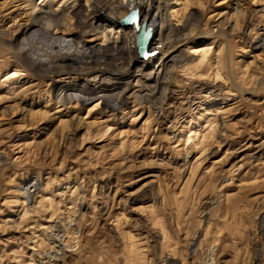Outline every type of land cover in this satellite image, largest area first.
Instances as JSON below:
<instances>
[{
    "label": "rangeland",
    "instance_id": "1",
    "mask_svg": "<svg viewBox=\"0 0 264 264\" xmlns=\"http://www.w3.org/2000/svg\"><path fill=\"white\" fill-rule=\"evenodd\" d=\"M149 1L144 55L113 65L130 73L112 100L82 104L55 87L108 79L50 81L13 44L40 9L75 46L125 44L133 0H0V264H264V0ZM94 7L80 35L71 12ZM166 19L188 24L184 61L151 97Z\"/></svg>",
    "mask_w": 264,
    "mask_h": 264
},
{
    "label": "bare ground",
    "instance_id": "2",
    "mask_svg": "<svg viewBox=\"0 0 264 264\" xmlns=\"http://www.w3.org/2000/svg\"><path fill=\"white\" fill-rule=\"evenodd\" d=\"M133 2L134 4L130 6L132 8L131 10H135L137 18L142 19L138 25V30H135L134 28V35L125 44L111 42L100 50H93L91 49L92 47H86L82 44L75 46L76 39L79 38V35H75L70 39L62 37L56 38L52 34L45 32L46 30H40L41 26L38 28V23L36 22L37 19L46 15L45 10L40 9L34 15L31 14L32 18H30L32 19V22L30 21L31 23L21 30V42L15 40L13 45L19 47L18 50L21 52L23 61L26 62L32 70H40L41 76L48 78L50 81H52V75L57 76L66 72H82L85 76H94V78L99 79L100 82L108 79L106 82L104 81L103 86L98 89L87 84L56 86V92H59L60 95L64 97L66 96V101H76L82 104H86L92 100H104V102H107L114 98L111 94L108 95L109 93H112L111 91L113 87L118 85L126 74L130 73V69H116V66L113 65H123L126 58H128L130 62L136 61L137 58L134 57L137 49L135 46L136 38L143 26L152 28V25L146 26L148 24L146 21L148 22L149 14H151L150 12H152L153 9V4L149 0H133ZM156 10L159 12L160 9L158 8ZM90 11L91 12L88 15H84L82 10L79 9H74L71 12L76 20L77 26L80 28V35L92 32L91 27H95L96 23L94 22L97 18H100L95 7ZM58 17L59 15L56 16L55 20H57ZM53 18H55V16ZM154 19H156V17H154ZM152 23L153 22H151V24ZM162 23L163 24L160 27V35L158 36L161 44L150 50L153 54L151 55L154 60L153 64L155 65V68L158 69L157 73L153 76L155 78V86H144L145 90L148 92L147 94L151 97L157 93L159 94L160 87H163L162 91H160V95L165 97L167 89L164 87L167 85L171 73V71H165L167 65L172 64L173 66L175 63L184 61V57H178L180 53V51H178L179 49H176L172 44H174L173 42L181 32L188 27V24L177 28L167 19ZM112 24L115 27L118 26L117 21H113ZM163 32L167 33V36L165 37L166 40H163ZM28 38H30V43L28 42ZM148 42L149 40L146 43L145 50ZM262 47H264V42L262 43ZM158 49L162 50V54H159V52L157 53L156 50ZM173 68L174 67H172V69ZM124 71L126 72L124 73ZM38 75L40 74L38 73ZM76 75H78V73ZM146 77L150 78L152 77V74H149ZM126 90L124 89L121 94L119 93L116 102L113 103V109L121 107L124 104L123 92Z\"/></svg>",
    "mask_w": 264,
    "mask_h": 264
},
{
    "label": "water",
    "instance_id": "3",
    "mask_svg": "<svg viewBox=\"0 0 264 264\" xmlns=\"http://www.w3.org/2000/svg\"><path fill=\"white\" fill-rule=\"evenodd\" d=\"M119 25L124 28H130L133 26L135 30H138V18L137 13L135 10L129 11V13L119 21ZM148 39V33L144 31V28H142L137 36V49L138 53L143 56L145 52V45Z\"/></svg>",
    "mask_w": 264,
    "mask_h": 264
}]
</instances>
